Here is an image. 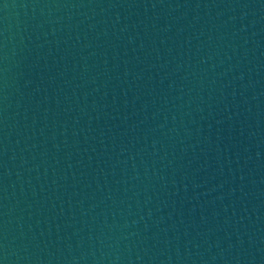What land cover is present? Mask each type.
<instances>
[{
    "label": "water",
    "instance_id": "1",
    "mask_svg": "<svg viewBox=\"0 0 264 264\" xmlns=\"http://www.w3.org/2000/svg\"><path fill=\"white\" fill-rule=\"evenodd\" d=\"M0 264H264V0H0Z\"/></svg>",
    "mask_w": 264,
    "mask_h": 264
}]
</instances>
